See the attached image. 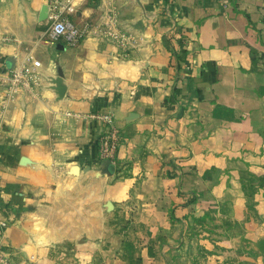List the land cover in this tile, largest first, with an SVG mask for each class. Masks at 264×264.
<instances>
[{
  "label": "crops",
  "instance_id": "crops-1",
  "mask_svg": "<svg viewBox=\"0 0 264 264\" xmlns=\"http://www.w3.org/2000/svg\"><path fill=\"white\" fill-rule=\"evenodd\" d=\"M0 223V264H264V0H0Z\"/></svg>",
  "mask_w": 264,
  "mask_h": 264
},
{
  "label": "built area",
  "instance_id": "built-area-1",
  "mask_svg": "<svg viewBox=\"0 0 264 264\" xmlns=\"http://www.w3.org/2000/svg\"><path fill=\"white\" fill-rule=\"evenodd\" d=\"M62 0H53L55 4H60ZM58 12L51 17V25L49 29V35L52 41H63L66 45L74 46L85 35L84 30L76 27L67 17L62 15V8L58 6ZM35 66L39 65V62H34ZM14 80H18V76H13ZM100 121L105 125V131L99 136V153L102 160L113 163L115 159L116 150L119 144V138L117 130L114 127L113 118L111 115H100L98 117ZM6 227V223H0V236L2 231ZM1 250V244H0Z\"/></svg>",
  "mask_w": 264,
  "mask_h": 264
},
{
  "label": "water",
  "instance_id": "water-1",
  "mask_svg": "<svg viewBox=\"0 0 264 264\" xmlns=\"http://www.w3.org/2000/svg\"><path fill=\"white\" fill-rule=\"evenodd\" d=\"M56 91H57L59 96L63 95L64 90H63V87H62L60 81H56ZM107 166L108 167L110 166L109 162H107ZM106 171L109 172L108 168L106 169Z\"/></svg>",
  "mask_w": 264,
  "mask_h": 264
},
{
  "label": "rangeland",
  "instance_id": "rangeland-1",
  "mask_svg": "<svg viewBox=\"0 0 264 264\" xmlns=\"http://www.w3.org/2000/svg\"><path fill=\"white\" fill-rule=\"evenodd\" d=\"M264 238H262V239H260L258 242H257V245L256 246H258V244H259V242L261 241V240H263ZM263 247V249H259V246H258V249H259V252L263 255V257H264V245L262 246Z\"/></svg>",
  "mask_w": 264,
  "mask_h": 264
},
{
  "label": "trees",
  "instance_id": "trees-1",
  "mask_svg": "<svg viewBox=\"0 0 264 264\" xmlns=\"http://www.w3.org/2000/svg\"><path fill=\"white\" fill-rule=\"evenodd\" d=\"M263 245H264V239L259 242V244H258L259 249H263V247H262Z\"/></svg>",
  "mask_w": 264,
  "mask_h": 264
}]
</instances>
